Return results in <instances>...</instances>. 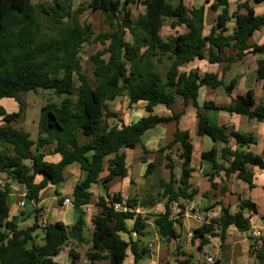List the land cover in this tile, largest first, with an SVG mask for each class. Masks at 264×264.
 Here are the masks:
<instances>
[{"label":"trees","instance_id":"1","mask_svg":"<svg viewBox=\"0 0 264 264\" xmlns=\"http://www.w3.org/2000/svg\"><path fill=\"white\" fill-rule=\"evenodd\" d=\"M138 4L145 11L135 17L131 6ZM211 7L222 11L210 34L204 35L205 6L190 8L184 0H178L177 4L170 0H90L86 7L78 9L73 8L72 0H53L49 5H36L33 0H0V100L13 98L19 103V111L11 113L0 105V118L4 122L0 125V177L6 176L9 181L0 189V264H57L53 258L70 242L75 245L86 242L87 223L82 206L92 203L95 184H104L106 192L95 202L98 212L92 217L94 229L88 259L92 263L109 260L110 264H126L130 251L134 264H139L149 253L143 238L148 234L150 218L136 211L137 199H125L121 192L110 193L107 183L115 177H128L126 149H135L147 131L170 123L176 124L173 138L159 151L177 147L181 173L177 177L176 162L172 153H168L166 167L170 179L160 183L165 210L150 216L161 241L170 242L179 237L177 224L181 225V221L172 219L171 206L175 202L184 206L183 202L193 201L198 194V189L191 188L194 145L190 132L178 126L184 110L165 116L155 113L154 108L164 105L171 109L181 100L184 108L192 103L200 109L202 87H224L232 96L237 81H224L227 69L248 53H264V43L250 42L254 33L264 27V15L256 14L249 0L239 3L233 14L229 11V0H215ZM87 9L101 11L111 30L96 34L92 23L81 20ZM243 9L246 12H241ZM40 14L46 18L42 20ZM232 19L235 27L228 34L227 24ZM167 21L172 29L186 26V32L164 37L162 28ZM127 33L132 35L133 42L126 40ZM90 42L108 43L104 50L90 56L93 82L83 72L81 58L84 44ZM228 48L236 51V56L225 55ZM195 59L227 65L221 77L213 72L181 70ZM166 60L170 65L164 72L159 66ZM258 80L264 81V59L258 61ZM38 88L53 90L63 100L60 104L47 102L41 107L35 140L29 131L16 128L13 123L19 122L24 114L20 93ZM122 96L128 97L130 107L146 102L147 115L126 124L110 106ZM202 106L264 121V101L256 103L253 90L231 97L227 105L205 100ZM197 116L199 135L206 134L226 144L230 138L236 140L237 149L226 145L220 153L228 162L223 167L225 177L236 174L253 188L254 173L248 166L264 169V159L243 148L255 144V137L230 129L226 124L212 123L200 110ZM110 120L119 123L111 124ZM143 149L144 153H150L146 147ZM50 154H60L61 158L50 161L46 159ZM202 158L213 164L208 177L211 187L216 189L220 168L217 151H204ZM142 162L147 165L145 177L159 164L147 158ZM73 164L83 174L72 192L73 207L80 213L76 222L66 225L56 221L42 226L46 213L43 207H35L33 224L22 227L20 223L25 218L12 215L11 185L23 186L27 201L37 204L49 185L61 186L66 181V169ZM221 192L225 193L224 187ZM56 194L62 198L59 190ZM116 201L126 202L131 210L116 211L112 205ZM238 206V211L231 213L229 206L223 205L218 217L193 231V238L200 239L203 246L209 243L208 235L219 234L223 242L230 226L249 230L250 217L244 211L257 212V206L249 199H241ZM24 215L21 211L20 216ZM129 221H133L132 227ZM215 227L220 228L219 233ZM122 234H127L129 239ZM254 251L252 244L250 253ZM69 254L77 259L74 248H70ZM183 262L188 264L190 259L179 260V264Z\"/></svg>","mask_w":264,"mask_h":264},{"label":"crops","instance_id":"2","mask_svg":"<svg viewBox=\"0 0 264 264\" xmlns=\"http://www.w3.org/2000/svg\"><path fill=\"white\" fill-rule=\"evenodd\" d=\"M245 1L247 0H229L230 14H233L238 9L239 3H242ZM249 1L253 9L255 10L256 14L264 15V0H260V1L249 0ZM214 2L215 0H184V3L186 4V6L190 8H199L203 5L205 6V26L203 30L204 35L210 34L213 26L216 24L219 13L222 11L221 8H219V10L217 11L212 9L211 6ZM233 2L235 3V6L232 5ZM241 12H246V11L243 9L241 10ZM207 13L209 14L212 13V17L209 19L208 23L206 22ZM235 23H236L235 19H232L227 24L228 34H231L233 32ZM178 27H183L184 29L182 31L177 30V34L180 32L181 33L186 32L187 30L186 26H178ZM178 27H176L175 29H177ZM129 42H133V41H129ZM250 42L257 43V44L264 43V27H262L260 30L254 33L253 37L250 39ZM228 50L233 51V53L226 54ZM225 55L236 56V51H234L232 48H228L225 52ZM261 59H264V53H257V54L248 53L243 57L242 60L236 61L230 65V67L227 69V71L224 74V81L226 83H229L232 80H236L237 85L235 86L233 90L232 96L228 95V97L225 100H223V102L219 101L220 98L222 97V94L221 92L218 91V88L202 87L200 91V96L198 99L200 109L195 107L192 103H190V105L184 108V105L181 102L179 103L181 106L180 108H176L177 103L174 104L171 109L165 107L164 105H158L154 108V112L159 115L169 116V115H172L173 112H179L183 110L185 111V113L182 115L179 121L178 126L181 129L188 130L190 132V137L194 145L191 188L198 189V194H197L198 196L196 195L195 197L199 198V203H200V200L203 201V197L206 196L204 194L200 195L199 194L200 191L202 193L204 192V193H210V194L206 196V198L208 199V204H205V205L201 204L203 208L199 207L194 201L183 202V204L186 205L189 203H193L201 210H205V208H209V209L211 208V209L216 210V212H218L219 214L221 212V207L224 205V206H229L231 213H236L239 209L238 205H239L240 200L249 199L251 200V202L256 204L257 212L245 210L244 213L246 216L252 217L255 221H257V227L260 228L263 234L262 237L254 238L251 236L249 230L243 231V230L237 229L234 226H230L227 228V231L225 233V240L223 242L219 234L215 236L208 235L207 237L209 239V243L201 246V240L194 239L193 236L190 235V233H194L193 231L196 228L200 227L202 224L197 222L190 215L182 214L181 216L178 217L181 221V225L177 224V230L179 233L178 238L172 239L170 242L164 243V241H161L156 231H155L154 236L148 235L149 236L148 240L143 238V242L145 246L148 247L149 253L145 257L146 261L144 263H141L142 262L141 261L139 264H179V260L183 261L184 259H190V262L188 264H199L198 261L203 262L209 256L214 257L215 262L213 264H264V169L258 166H255V165L248 166V168L252 171V173H254V187L253 188H250L248 183L239 179L236 174H233L229 178L225 177L223 167L226 166L228 162L221 158L220 153L226 145L230 146L233 150L237 149L238 148L237 142L234 138H230L229 142L226 144L221 141H215L206 134L199 135L198 133L199 119L197 116V113L200 110L202 114H204L211 120L212 123L219 124V125L226 124L229 126L230 129H234V130H237L239 132H242L248 135L249 134L253 135L256 139V143L251 144L250 146L244 147L243 149L251 150L253 153L262 156V154H264V121L249 119L248 117L244 115L231 114L227 111H217L214 109H205L202 106L205 100H212V101H215L217 104L227 105L231 102V97H235L238 94H246L248 90H253L256 103H260L264 101V81L258 80V61ZM226 65H227L226 62L210 63L207 59H204V60L195 59L194 61L181 67V70L183 71L198 70L201 74H204L206 72H213V73L219 74V76L221 77L224 67ZM236 67L238 68V71L235 73L234 69ZM233 71L235 75L229 77L231 73H233ZM227 78H230L229 82H227L226 80ZM4 99L0 100V105L5 108L4 104L2 103ZM117 100L118 99H116L110 104L111 108L115 111L117 110V108L113 107V104ZM139 104L140 102L137 104H134L133 107L138 106ZM144 108H145V105H144ZM161 108H163L164 111L158 113L157 111L159 109L161 110ZM5 109L7 110V112H10V113L16 112V111L8 110L7 108ZM139 118H141V116ZM0 122H2V124L4 123L1 118H0ZM126 124H129V123H126ZM166 126H169V127H166ZM165 128H167L166 129L167 132L170 133L169 137L171 140L173 138V132L175 131L176 124L170 123V124L159 125L154 129L156 130L161 129V131L164 132L163 130H165ZM37 129L39 130V125ZM196 139H197V144L195 145ZM204 143H207L209 145V148L206 149L205 146H203ZM213 149L217 151V159L220 164L219 166L220 168L217 170L219 173V178L215 179V182L218 183V186L216 189L211 187V183L208 177V175L212 173L213 171L212 169L213 164L211 161H208L202 158V152L211 151ZM130 150L131 149L125 150L127 153V167H128V161L130 159V155H129ZM198 153L200 156L198 158V165L193 166L194 160ZM60 158H61L60 154H50L46 157V159L50 161H55V162L59 161ZM74 165L76 164H73L67 167L66 171L69 170V168ZM130 176L131 175L128 169V177L123 178V184L129 185L130 180H131ZM76 183L77 181L73 183V185H71L70 187H67V184L65 183L62 184L61 186L49 185L46 189L42 191L41 200L37 204L29 203L27 199L24 197L26 191H23L20 193L19 187L18 186L16 187L14 184H12L11 185L12 199H13L12 200V215H17L18 219H21V220L25 218L24 222L27 221V225L23 224V222L21 221L20 224L22 227L30 226L33 224L35 220L34 215L32 214L34 208L43 207L44 213H46L47 223L62 221L66 225H72L76 222L77 218L73 217V214L71 212H70L71 214L70 218L66 219L65 216L63 217L60 215L59 216L54 215L53 220H49V216L47 215V211L49 210V208L47 207V203L51 201V202H55L57 206H60L61 208L68 207V206L63 205V201L61 204H58L59 196L56 194V190H59V192L61 193L62 197H64V199L65 197L72 198V192H73V189ZM95 185L97 186L100 184H95ZM93 187H92V191H93ZM222 187L225 188V193L221 192ZM48 189L50 191L46 192ZM109 192L117 193L120 191L116 189L113 190V188L110 187ZM121 194L125 199H127L124 193L121 192ZM23 198L25 200V203H26L25 206H27V209H26L25 215L22 217L20 216V211H18V208H20L18 206V201ZM217 201L219 202V204L217 203ZM176 203L179 206L181 205L180 202H175L174 204H172L171 217H176L177 215L176 212L174 211L175 209L174 205ZM90 204H93V203H90ZM69 206L73 207V205H69ZM137 207L139 209L140 204H138ZM94 211L92 214H94ZM162 211H164V209H162ZM89 217H90V214L85 213V219L87 223L86 228L89 231H92L93 233L94 226L92 223V218L90 220ZM128 224L130 227H132L133 221H129ZM215 228H216L215 229L216 232L219 233L220 228L219 227H215ZM147 233H148V229H147ZM122 236L123 237L126 236L124 238L129 239V236L127 234H122ZM136 237H137L136 235L133 236L134 239H136ZM86 238H87L86 242L78 244V245H75L74 242H70L68 246H66L61 251L62 253L60 252L59 255L53 258L54 262L57 264H110L109 260H102L101 262H96V263L90 262V260L87 257V253L90 251L91 246H92V242H91L92 235H91V238H90V234L86 236ZM37 240L41 241V237H38ZM149 244H153L154 247L152 250L149 249ZM252 244H255L254 254L250 253V247ZM208 246H211L213 248L211 252H208V249H207ZM71 247L74 248L76 253L78 254L77 259H74L70 256L69 250ZM126 264H134L133 254L130 251L128 252V256L126 258ZM182 264H184V262Z\"/></svg>","mask_w":264,"mask_h":264},{"label":"rangeland","instance_id":"3","mask_svg":"<svg viewBox=\"0 0 264 264\" xmlns=\"http://www.w3.org/2000/svg\"><path fill=\"white\" fill-rule=\"evenodd\" d=\"M34 4L39 5L40 3L49 5L53 3V0H33ZM90 0H72V6L74 9H78L81 7H86ZM173 4L178 2V0H170ZM235 6V3L233 2L232 4ZM131 9L134 12V16L137 17L138 14L142 13L145 11V8L143 5L138 4V5H133L131 6ZM212 17V13H207L206 16V22H209V19ZM40 18L44 20L46 16L44 14H40ZM81 20L90 22L93 24L94 29L96 34L101 33V32H108L110 31V26L107 23L106 17L103 15L101 11H96L92 12L90 9H87L84 11V13L81 14ZM169 21L166 22V25L164 26L162 33L164 37L172 34L176 35L177 30L182 31L184 28L183 27H178L177 29L173 30L169 26ZM126 40L128 41H133V37L130 33H127L126 35ZM108 43L106 45L101 44L100 42H90L84 44L82 51H81V58H82V68L83 72L87 75L89 80L93 82L94 76H93V64L90 61V56L92 54H95L97 51L104 50L107 47ZM233 51H229L226 54H232ZM108 57V55H106ZM170 65V62L168 60L165 61V63L162 66H159L160 69H163L165 72ZM235 73L238 71V68L236 67ZM234 71L231 73V76L235 75ZM227 82H229L230 78L226 79ZM77 83V82H76ZM218 91L221 92L222 94V99L220 98L219 101L223 102L228 97V94L225 90V88L220 87L218 88ZM20 100L23 104L24 107V114L23 118L20 119L19 122L13 123V126L16 128L20 129H25L31 133V137L36 140L38 136V121L41 116V106L46 104L47 102H56L58 104L61 103L63 100V96H58L55 94L53 90H45L43 88H38L37 90H32L28 92H22L20 93ZM8 110L11 111H19V103L14 100L13 98H5L2 102ZM181 100L178 101L176 104V108H180ZM145 102L141 101L138 106H129V100L127 96H122L119 97L118 100L113 104V107L117 108V112L119 113L120 117L124 119L126 123H131L134 121H137L139 117L147 115L145 109H144ZM163 107V106H162ZM164 109L161 108L157 112H163ZM111 124L114 123H119L117 120H110L109 121ZM2 122H0V125ZM170 126V125H169ZM166 126V127H169ZM163 130L164 132L161 131V129L156 130L152 129L148 131L147 133L144 134L142 137V142L138 144V146L135 149H131L129 151L130 159L128 161V169L130 172V183L128 184H123V179L116 177L113 181H110L107 183V186L109 188H113V190H119L120 192L124 193L127 198H135L137 199L140 203L139 207V212L142 213L143 216L149 217L150 218V223L148 225V234L146 235L145 239L148 240L150 235H155V225L153 223V217L150 216L151 214H157L162 211V209L165 210V202L166 200L162 197V194L164 192V189L160 186L161 180H169L170 179V170L166 167L167 165V160H166V155L168 153H172L171 157L175 160L176 162V175L177 177H180L181 173V168H180V152L178 151L177 147H174L172 150H167V151H159V148L161 146H165L168 144L170 141V133ZM197 144V139L195 141V145ZM203 146L205 148H209V145L207 143H204ZM143 147H146L148 151H151L150 153H144ZM199 153L197 154L193 166L198 165V158H199ZM143 158H147L149 162H156L159 163L157 166V169L150 174L148 177H145V172L147 169V165L142 162ZM107 172H105L103 175L105 176ZM66 176V181L64 182L67 184V187H70L75 183L76 181L80 180L83 177V174L81 173V170L79 166L76 164L74 166H71L69 170L65 172ZM198 179V178H197ZM4 180L8 183L9 181L7 180L6 176H4ZM63 183V184H64ZM16 187H19V192L25 191L23 186H19V184L13 183ZM50 191L49 189L46 191ZM45 192V193H46ZM106 189L104 188V184L101 185H95L93 187V208L92 211H94V214L90 215V220L91 218L95 215V213L98 211V207L95 205V202L98 200V197L100 195L105 194ZM19 194V193H17ZM208 195L210 193H202L200 191L199 193ZM198 196V195H197ZM206 196L203 197V201L200 200L199 203V198L195 197L193 200L199 207L203 208L202 205L208 204V199ZM64 197L60 198L58 200V204H61L63 201ZM13 200V199H12ZM202 204V205H201ZM47 207L49 210L47 211V215L49 216V220H53V216H65L66 219L71 217L70 212L73 214V217L78 218L80 213L78 210H76L72 206L68 207H60L57 206L55 202L49 201L47 203ZM27 206L25 207H20L18 208V211H23L26 213ZM30 223V222H29ZM23 224L27 225V221L23 222ZM86 236L90 234V238L92 235V231H89L86 228ZM149 235V236H148ZM126 237V236H124ZM193 240V239H192ZM165 243V242H164ZM208 252H211L213 248L211 246L207 247ZM62 253V252H61ZM173 256V255H172ZM64 257V256H62ZM146 261V258L142 260L141 263H144ZM199 264L202 263L198 261ZM206 262V259L203 261Z\"/></svg>","mask_w":264,"mask_h":264},{"label":"built area","instance_id":"4","mask_svg":"<svg viewBox=\"0 0 264 264\" xmlns=\"http://www.w3.org/2000/svg\"><path fill=\"white\" fill-rule=\"evenodd\" d=\"M6 181L4 180V178L0 177V189L4 188L6 186ZM25 197V196H24ZM25 200L24 198L18 201V206L19 207H24L25 206ZM63 205L64 206H69V205H73V199L70 197H65V199L63 200ZM113 207L116 211H123V212H128L131 210V208L128 206V204L126 202H119L116 201L113 204ZM182 205H178L177 203L174 205L175 209L174 211L176 212V217H172L173 219L178 218L179 216H181L182 214H188L190 215L192 218H194L197 222L203 224L206 223H211L213 219H215L216 217L219 216V213L216 212V210L214 209H206V210H201L199 209L196 205H194L193 203H189V204H183ZM93 205L92 204H85L82 206L83 211L86 214H92ZM136 211L139 212L138 207L136 206ZM42 226H45L47 223L46 220V214H44V216L42 217ZM249 224H250V228H249V232L251 234L252 237L254 238H261L262 237V231L260 230V228L257 227V221H255L252 217H250L249 219ZM193 233H190L191 236ZM134 235H136V233L134 232ZM153 244H149V249L152 250L153 249ZM152 254V253H150ZM215 262V259L213 256H209L206 258V263L208 264H213Z\"/></svg>","mask_w":264,"mask_h":264},{"label":"water","instance_id":"5","mask_svg":"<svg viewBox=\"0 0 264 264\" xmlns=\"http://www.w3.org/2000/svg\"><path fill=\"white\" fill-rule=\"evenodd\" d=\"M263 159H264V154H262V156H261Z\"/></svg>","mask_w":264,"mask_h":264}]
</instances>
